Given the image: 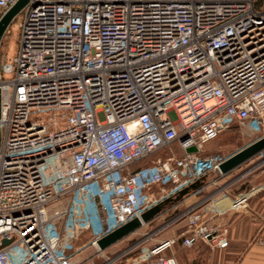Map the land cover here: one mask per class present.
<instances>
[{
	"label": "built area",
	"instance_id": "obj_1",
	"mask_svg": "<svg viewBox=\"0 0 264 264\" xmlns=\"http://www.w3.org/2000/svg\"><path fill=\"white\" fill-rule=\"evenodd\" d=\"M16 1L0 0V17ZM14 21L16 52L0 58V264L69 261L73 238L93 245L140 218L153 188L213 172L225 157L204 146L231 125L263 132L264 0H27ZM174 142L181 157L128 171ZM216 232L191 224L101 264H177L172 244L227 246Z\"/></svg>",
	"mask_w": 264,
	"mask_h": 264
},
{
	"label": "crops",
	"instance_id": "obj_2",
	"mask_svg": "<svg viewBox=\"0 0 264 264\" xmlns=\"http://www.w3.org/2000/svg\"><path fill=\"white\" fill-rule=\"evenodd\" d=\"M235 126L238 128H234ZM262 135L264 132L251 134L247 128L234 124L221 132L217 138L205 144L204 152L218 153L226 159ZM249 138L252 139L248 143L239 145V142L245 143V139ZM246 163L226 175L215 174L213 178L205 177L199 187L190 190L178 201L174 199L183 188L168 189V194L164 198L169 199L167 204L185 203L187 209L200 206L199 210L188 216V226L200 224L213 227L217 235L227 241L225 247L206 244L222 256L223 260H219L218 264H264V247L253 243V239L261 230V221L264 218V165L259 171H253L247 168L245 170ZM163 211L148 223L154 222ZM172 221L166 222L165 226L173 223ZM183 232L184 229L175 235L172 230L168 239L163 241L178 238ZM176 243L164 253L173 256L171 253ZM194 246L182 247L190 249ZM176 262L180 264L177 259Z\"/></svg>",
	"mask_w": 264,
	"mask_h": 264
},
{
	"label": "rangeland",
	"instance_id": "obj_3",
	"mask_svg": "<svg viewBox=\"0 0 264 264\" xmlns=\"http://www.w3.org/2000/svg\"><path fill=\"white\" fill-rule=\"evenodd\" d=\"M10 31L11 34L8 37L4 38L0 48V58L4 57L7 61H11L17 49L18 29L16 21H14L10 25ZM61 114V112H56L55 118L60 119ZM65 125L66 121L62 120L59 122L58 126L55 129L58 130ZM234 128L238 127L235 126ZM252 138L245 139V143L239 142V145L243 146ZM182 154V149L179 147L177 142H174L169 147L161 149L149 158L136 164L135 167H141L147 164L148 166H151L158 159H165L170 156L179 158L182 156ZM224 155H227V153H225ZM263 165L264 153H261L260 155L249 160L244 168L245 170L247 168L248 170L253 169V171H259L260 168L263 167ZM214 176L215 173L210 172L206 177L213 178ZM170 188L171 186H165L164 188H153L151 190V194L154 204L164 201L165 196L168 194L167 190ZM54 209L55 208L52 207L50 211H53ZM199 209L200 206L192 207V209H187V205H185V203L179 202L174 204H165L162 208V210H164L163 213L154 222L146 223L134 233L128 235L124 239L118 241L102 252H97L93 248V245H91L90 243V237L88 235L80 234L77 236V238H73V240L70 242L72 248L68 252L69 257L70 259L74 260L75 264H101L105 257H112L132 248L135 249L131 253H129L127 257L137 255L140 252L142 246L152 248L163 240L168 239L172 230L174 231L175 235L181 233L183 229V233H185L188 229V216L195 213ZM170 220H173V223L165 226V223ZM171 254H173L175 259H177L180 264H218L219 260H223L222 256L218 255L217 251L211 250L208 245L201 241H199V243H197V245L193 248L187 249L182 247L181 241L179 239L174 245Z\"/></svg>",
	"mask_w": 264,
	"mask_h": 264
},
{
	"label": "water",
	"instance_id": "obj_4",
	"mask_svg": "<svg viewBox=\"0 0 264 264\" xmlns=\"http://www.w3.org/2000/svg\"><path fill=\"white\" fill-rule=\"evenodd\" d=\"M27 3V0H17L13 6H11L8 10H6L0 17V44L3 38V35L6 29L11 24L12 20L18 15V13L22 10L24 5ZM187 152H195L194 147H190L187 149ZM264 152V135L260 136L241 150L237 151L236 153L232 154L225 160H223L213 172L217 175H226L231 171L235 170L236 168L240 167L244 163L248 162L249 160L253 159L254 157L260 155ZM206 176L196 180L189 186H186L182 190H180L175 201L180 200L183 196L187 195L190 190H193L199 187L202 184V181L205 179ZM169 201V199L159 202L149 209L144 211L140 218H133L126 223L122 224L121 226L117 227L110 233L106 234L99 240L93 244V248L97 252H102L109 248L110 246L114 245L118 241L124 239L128 235L137 231L143 224L148 223L151 221L155 216H157L161 211L163 206ZM8 241L4 240L2 242L3 245H6ZM63 264H75L73 259H70Z\"/></svg>",
	"mask_w": 264,
	"mask_h": 264
},
{
	"label": "trees",
	"instance_id": "obj_5",
	"mask_svg": "<svg viewBox=\"0 0 264 264\" xmlns=\"http://www.w3.org/2000/svg\"><path fill=\"white\" fill-rule=\"evenodd\" d=\"M215 154H218V153H215ZM152 155H153V154H152ZM152 155H150V156H152ZM208 155H213V154H208ZM150 156H148V157H146V158H144V159H142V160H140V161H138V162H135V163L131 164V165L129 166V168H128V171L131 172V173H133V172H136V171H138V170H140V169H142V168L147 167L148 164L145 165V166H141V167H135V165L138 164V163H140V162H142L143 160L149 158ZM167 186H170V185H167ZM167 186H166V187H167ZM166 204H167V203H166Z\"/></svg>",
	"mask_w": 264,
	"mask_h": 264
}]
</instances>
